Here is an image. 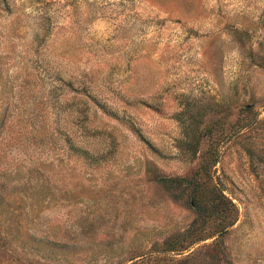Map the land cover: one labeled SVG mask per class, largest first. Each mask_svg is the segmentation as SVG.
<instances>
[{"label":"rangeland","instance_id":"374dc122","mask_svg":"<svg viewBox=\"0 0 264 264\" xmlns=\"http://www.w3.org/2000/svg\"><path fill=\"white\" fill-rule=\"evenodd\" d=\"M141 257L264 264V0H0V264Z\"/></svg>","mask_w":264,"mask_h":264},{"label":"trees","instance_id":"16d2710c","mask_svg":"<svg viewBox=\"0 0 264 264\" xmlns=\"http://www.w3.org/2000/svg\"><path fill=\"white\" fill-rule=\"evenodd\" d=\"M84 90L82 89V91L79 93L81 95H84ZM87 96V95H85ZM247 112H249V110H246ZM247 126V125H246ZM67 149L71 152V155H76V158L77 159H82L83 161H86L88 163H94L96 162V158H92L88 155L87 151H83L79 148H75L73 147L70 143H68V146H67ZM168 181L174 183L176 181V179H172L169 178ZM205 184V183H204ZM203 184V185H204ZM207 186V184H205ZM204 185V191L205 193H208L209 195H211L212 197L209 198L207 200V202H209V206L207 208V213H205L206 215L207 214H213V213H219V214H222L224 217L225 215H228L229 212H230V208L232 209V206L231 203L225 199V197H223L216 189L215 186H211L209 189H208V186H207V189H206V186ZM194 192L200 188L198 185L194 187ZM191 205L192 206H196V201H191ZM225 206V207H224ZM224 212V213H222ZM225 214V215H224ZM164 244H165V247H164V251L165 252H173V251H176L178 250L177 248L181 247L182 245H177L178 243H176L174 240H165L164 241ZM146 261V258H142L141 259H138V260H134L131 264H144V262ZM177 264V263H175Z\"/></svg>","mask_w":264,"mask_h":264}]
</instances>
